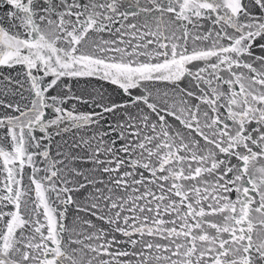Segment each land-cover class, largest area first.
Instances as JSON below:
<instances>
[{
  "label": "snow or ice",
  "instance_id": "1",
  "mask_svg": "<svg viewBox=\"0 0 264 264\" xmlns=\"http://www.w3.org/2000/svg\"><path fill=\"white\" fill-rule=\"evenodd\" d=\"M3 3L0 66L24 67L30 103L0 100L18 113L0 115V264H264V0ZM88 77L121 102L46 95ZM65 122L92 130L57 153L72 167L42 144Z\"/></svg>",
  "mask_w": 264,
  "mask_h": 264
},
{
  "label": "water",
  "instance_id": "2",
  "mask_svg": "<svg viewBox=\"0 0 264 264\" xmlns=\"http://www.w3.org/2000/svg\"><path fill=\"white\" fill-rule=\"evenodd\" d=\"M8 10V6L3 3V0H0V17H3L5 12ZM5 27H8L7 23L5 22ZM25 69L21 65L13 66L12 68H8L7 66H0V79L3 76H10L15 80H19L23 84V88H19V85L14 86L15 91H7L3 86H0V100H3L5 104H19L23 107L25 104L30 103V92L29 87L30 84L25 80ZM34 75H42V73H36L34 71ZM52 77L47 78V82H50ZM183 84H187V80L183 82ZM183 84L181 86H183ZM67 86V87H66ZM161 91L165 90V86L163 84L159 85ZM170 91V89H169ZM103 93L106 100L110 99L117 103L121 102V95L120 90L116 88V86L109 84L106 81L99 80L95 77H88V78H79V79H69V78H62V82H58L57 86L53 89L49 90L46 94L49 97L51 96H58L61 99H64L63 105L67 110H73L75 108L76 112H90L93 110V101L94 98L96 100L99 99L100 93ZM23 97V99H21ZM75 97H81L80 100L75 99ZM49 104L51 101L49 100ZM98 110V109H97ZM46 117L45 119H53L55 118V113L53 108L49 107L45 109ZM4 114H13L16 115L18 113L12 112L11 109H6L0 106V115ZM105 122H110L112 120L111 115L105 114ZM65 126L68 127V131H60V134L57 135L58 129L53 127L50 129V140L51 143L49 144L48 140H43L42 144H48L51 154L56 159H66L64 156H57L58 152H71L73 156H82L83 152L79 149L72 150L71 144L73 140H79L81 137L88 138L92 135L91 129H75L70 127V122H65L60 127L63 129ZM3 131V130H0ZM35 135L39 138L43 136V133H40L37 129ZM67 142V143H65ZM43 149H41L42 151ZM66 163H69V167H72L73 164L71 163V157L66 159ZM37 166L43 168L45 166V162L42 158L37 160ZM80 167H88L90 168L91 165H76ZM31 174V169L26 167L25 168V175H24V184L27 185L29 183V175ZM44 173L40 172L39 176H43ZM39 176L37 178H39ZM99 179V174L96 176ZM71 186V185H70ZM90 189L82 190L78 195H76V199L78 203H84V198L88 195ZM34 196V193H33ZM55 198L53 194V199ZM58 205V202H57ZM59 210H64L63 206L58 205ZM77 215H80L82 218H89L84 217L83 213H77L75 207L73 205H69L67 207V224L69 227L75 226L77 230H80L79 223L76 221ZM94 223L100 224L101 222L96 221L94 217H91Z\"/></svg>",
  "mask_w": 264,
  "mask_h": 264
}]
</instances>
